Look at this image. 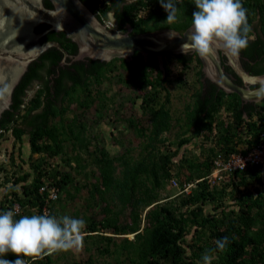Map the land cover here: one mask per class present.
I'll list each match as a JSON object with an SVG mask.
<instances>
[{"label":"trees","instance_id":"1","mask_svg":"<svg viewBox=\"0 0 264 264\" xmlns=\"http://www.w3.org/2000/svg\"><path fill=\"white\" fill-rule=\"evenodd\" d=\"M89 2L101 20L114 10L117 25L130 24L131 34L164 27L182 32L196 10L193 0H176L181 14L169 25L159 0ZM242 3L251 39L239 54L248 58L250 74L264 75V0ZM40 65L0 129V141L13 135L6 146L9 163H16L25 145L30 161L29 171L14 170L0 180V212L17 205L19 218L44 214L46 207L51 215L84 219L86 229L78 251L28 257L26 264H199L223 237L230 243L213 253L212 264H264V169L251 162L224 168L232 155H246L264 142V98L244 103L208 80L205 90L193 53L164 56L163 75L154 55L144 59L135 51L131 61L114 58L81 85L72 83L39 124L18 128L44 105L46 80L31 96L26 93ZM171 85L180 108L172 103ZM126 106L129 112L121 113ZM110 112L119 136L104 142L97 126ZM109 142H119L120 151L112 153ZM0 169L6 170L3 164ZM46 184L57 189L56 199L40 191Z\"/></svg>","mask_w":264,"mask_h":264},{"label":"water","instance_id":"2","mask_svg":"<svg viewBox=\"0 0 264 264\" xmlns=\"http://www.w3.org/2000/svg\"><path fill=\"white\" fill-rule=\"evenodd\" d=\"M190 28L191 25L182 32L160 28L122 33L108 28L89 0H0V129L13 118L22 89L44 58L50 60L44 105L32 111L18 128L39 124L51 103L60 106L67 87L74 82L81 85L106 61L123 58L129 62L139 51L144 59L154 55L164 71V56L183 54L180 46L187 42ZM221 55L248 85L232 80L225 72ZM239 55L227 56L216 49L206 58L197 56L204 76L224 91L237 93L243 101L263 99L264 75L246 71Z\"/></svg>","mask_w":264,"mask_h":264},{"label":"clouds","instance_id":"3","mask_svg":"<svg viewBox=\"0 0 264 264\" xmlns=\"http://www.w3.org/2000/svg\"><path fill=\"white\" fill-rule=\"evenodd\" d=\"M102 1L107 5L110 3V0ZM159 3L167 13L164 23H176L181 14L176 0H159ZM193 3L196 10L191 17V28L186 34L187 42L180 46L183 54L193 53L206 58L219 49L227 56L235 57L248 46L251 26L242 0H193ZM109 13L110 11L102 22L110 28L106 21H112L114 28L110 29L115 30L117 21L114 23L111 15L109 18ZM10 136L13 138L11 133ZM214 171L210 176L211 180ZM53 188L55 197L50 196ZM43 190L48 192L50 200L57 198V189L54 186L43 185L40 191ZM13 209L0 212V264H26L25 258L28 257L78 251L83 246L86 229L84 219L69 215H51L46 207H43L44 214L19 215V218H16L18 213L15 210L18 206L14 205ZM214 243L215 249L202 253L199 264H212L215 258L213 253L226 251L230 241L228 237H223ZM9 254L14 255L16 259H6Z\"/></svg>","mask_w":264,"mask_h":264},{"label":"rangeland","instance_id":"4","mask_svg":"<svg viewBox=\"0 0 264 264\" xmlns=\"http://www.w3.org/2000/svg\"><path fill=\"white\" fill-rule=\"evenodd\" d=\"M108 1V0H107ZM111 1H114V0H111ZM106 23L109 25L110 28H114V24L112 23V21H106ZM117 66H114L113 70L116 71L117 70ZM114 85V88H118L117 87V84H113ZM169 89L172 91L173 93V97H172V103L174 104L175 107H182L183 106V102H182V99L178 96H176V88L174 86H169ZM184 93H186L185 90H183ZM182 94V93H180ZM139 102V100L137 101ZM126 104H124L123 106L125 107ZM129 109H127V106H126V110L124 109H121V113H123L124 111H126V113H128ZM110 117H105L104 121H101L100 124H98L97 128L99 129V133H102L100 136V138L104 141V142H108L111 140V136H116L118 137L119 135L117 134V131L115 129V127L110 123L111 120H113L115 117L114 115L110 112ZM145 117H143L144 119ZM89 123V121H88ZM9 137L12 138L10 136V132L7 133V138H4L0 141V165L3 164V166L5 167L6 170H1L0 169V180L3 179L4 175L5 174H12V172L15 170V171H18L17 172V175L20 174V173H23L25 171H29L30 170V167H29V159H28V153H29V148L27 145H25L21 151H20V154L19 155H15L14 159H15V164L12 166L9 162V158L7 157V147L9 148ZM114 139V138H113ZM13 144H15V147H17L19 145V142L17 141H13L12 142ZM119 142L116 144V143H108V147L110 148L111 152H115V150H119L120 151V147H119ZM134 145H135V142H134ZM7 146V147H6ZM16 154V153H15ZM24 162H21L23 161ZM34 159V158H33ZM22 163V164H21ZM7 185H11V184H7ZM16 189L19 190V186H15ZM7 189V188H6ZM5 190V189H4ZM4 190L2 188H0V200L3 199V197L1 196V193L4 192ZM85 190H82V192H84ZM171 192L175 193L176 190H174V188L170 189ZM73 210H70V212H72Z\"/></svg>","mask_w":264,"mask_h":264},{"label":"flooded vegetation","instance_id":"5","mask_svg":"<svg viewBox=\"0 0 264 264\" xmlns=\"http://www.w3.org/2000/svg\"><path fill=\"white\" fill-rule=\"evenodd\" d=\"M113 17V20H114V23L117 21L115 18V13H114V10H111L110 11V13H109V18L111 17V16ZM116 25V24H115ZM116 29L115 30H117V31H120V32H122V33H125V32H131L132 31V28H131V25H129L128 23H126L125 25H122V26H119V25H116ZM221 60H222V64H223V66H224V69H225V71L227 72V74L232 78V80L234 81V82H236L237 84H240V85H248V84H246L244 81H243V79L236 73V71L233 69V67L230 65V63H229V60L227 59V57L225 56V55H221ZM239 60H240V64H241V66L246 70V71H248L247 69H246V65H245V62L246 61H248V58L247 57H244V56H241V55H239ZM251 62V61H250ZM45 64H42V62H40V68H41V70L37 73V74H39L38 75V77H36V78H34L32 81H31V83H30V85L28 86V88H27V90H26V93H27V97H29V96H31L32 94H33V92H35V90L36 89H38V87H39V84L38 83H44L45 82V80H46V83H47V77H48V71H49V64H50V60L47 58V59H45V62H44ZM46 67H47V69H46ZM201 68H202V65H201ZM201 70V69H200ZM47 71V72H46ZM41 72L43 73V72H46L47 74H46V79H42V74H41ZM249 72V71H248ZM202 74H203V72H202ZM201 80L203 81V83H204V89L206 90L207 88H209L210 86L208 85V81H210L208 78H206L205 76H204V74L202 75V77H201ZM208 80V81H207ZM211 82V81H210ZM249 86L251 87V88H256L257 86L256 85H250L249 84ZM67 88H69V87H67ZM244 103H253V101H244ZM255 103H257V101L255 102Z\"/></svg>","mask_w":264,"mask_h":264},{"label":"built area","instance_id":"6","mask_svg":"<svg viewBox=\"0 0 264 264\" xmlns=\"http://www.w3.org/2000/svg\"><path fill=\"white\" fill-rule=\"evenodd\" d=\"M219 162V161H218ZM248 162L258 164L262 169H264V142L257 144L253 147L246 155L234 154L231 156L230 160L224 165V168H236L243 167ZM221 163V162H219ZM222 164V163H221ZM221 169H215L212 179L215 180L218 177V172ZM43 189V188H41ZM55 189H51V197H55Z\"/></svg>","mask_w":264,"mask_h":264}]
</instances>
